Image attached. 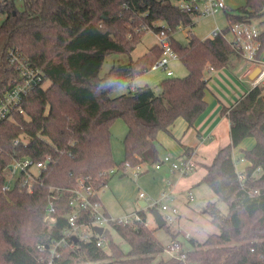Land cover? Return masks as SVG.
Instances as JSON below:
<instances>
[{"label":"trees","instance_id":"obj_1","mask_svg":"<svg viewBox=\"0 0 264 264\" xmlns=\"http://www.w3.org/2000/svg\"><path fill=\"white\" fill-rule=\"evenodd\" d=\"M0 0V99L18 82L8 53L18 51L42 69L47 88H38L24 101L25 114L0 123V264H49L52 245L69 229V202L80 182L91 181L101 191L108 184L104 173L126 163L131 166L160 163L157 137L184 119L194 127L206 111L208 72L234 70L240 56L225 38L201 39L188 32L186 44L175 37L172 47L188 73L169 77L156 94L149 86L113 98V93L143 74L161 57L142 64L131 61L100 71L107 56L130 55L142 41L141 28L156 33L163 25L173 33L193 26L189 13L163 0ZM231 23H256L261 29L260 53L264 58V0H245L236 11H227ZM142 36V37H141ZM230 121L231 142L206 166L201 184L207 185L228 205L225 215L211 202L204 213L218 228L204 243L188 239L190 264H264V92L248 91L232 107L222 111ZM121 119L127 127L123 140L125 158L113 156L111 128ZM252 138L255 145L242 150L248 163L241 183L234 150ZM19 140V144L15 142ZM186 157L192 149L184 148ZM47 161L46 171L32 189L23 176L10 191H3L6 173L14 161ZM259 170V171H258ZM54 200V222L46 223L49 201ZM156 210L148 212L151 216ZM143 221L133 226L112 224L102 236L80 239L73 249L60 248L59 264H185L176 258H160L165 247ZM91 221L82 213L78 225ZM162 228H167L166 224ZM115 230L131 246L128 253L114 241ZM177 235H173L174 241ZM101 239L110 254L97 246ZM38 247H42L39 250Z\"/></svg>","mask_w":264,"mask_h":264},{"label":"built area","instance_id":"obj_2","mask_svg":"<svg viewBox=\"0 0 264 264\" xmlns=\"http://www.w3.org/2000/svg\"><path fill=\"white\" fill-rule=\"evenodd\" d=\"M171 3L175 8L189 13L191 18H205L215 16L221 10H227L228 6L226 0H163ZM229 28L222 30L218 26L214 27L208 36L204 39H213L217 37L225 38L228 45L233 51H235L246 65L251 66V71L259 68V74L251 80V88L264 87V58L260 53L261 49V29L256 23L242 22L231 23L228 20ZM183 29L182 26L178 28V31ZM157 34V47L161 50V57L153 64L152 70H164L168 77H172L173 73L169 70L171 62L180 60L179 56L173 50L172 39L175 33L166 25L156 33ZM8 61L10 66L14 67L18 74V82L8 91V93L0 99V123L12 120L15 114H25L24 101L25 99L38 88H44L47 82V76L45 72L39 67L33 66L29 63L18 51L11 50L8 53ZM19 144V140L15 142ZM239 164L240 161H235ZM49 164L47 161L37 162L33 159H23L21 161H14L10 168L7 170L6 183L3 186V191H10L14 188L16 182L23 176V185H28L30 189L34 185L39 184V177L43 171H46ZM162 164H170L172 173H177L181 177H187L197 169V164L193 157H184L178 160H173L170 156H166L155 167L159 169ZM143 164L137 166H131L130 163H126L121 167H113L104 175L110 177L122 171L123 175L129 173L133 178L138 179L144 174ZM259 171V170H258ZM239 178L243 183L245 176L243 172L239 171ZM80 187L73 191L69 206L70 212L67 215L69 229L65 231L64 237L61 241L52 245L49 264H59L61 259L60 248L73 249L74 242L72 237L75 236L79 240L88 241L89 238L84 234L83 229L88 228L92 231V236H98L94 232L93 228L109 227L112 224L133 226L138 223H142V212L148 214V212L156 210L160 213L165 224H171L180 215V209L168 204L170 193L164 191L157 199H152L144 192H139V202L144 201L146 204L142 207L139 203L138 211H134L125 215L122 218L114 219L112 216L104 212L102 204L99 198L98 191L91 181L80 182ZM171 183H167V187H170ZM189 201L194 200V196L191 192L188 195ZM55 211L54 200L49 201V205L46 212L45 221L51 225L54 222L52 215ZM88 212L91 216V221L84 225H78L77 220L82 213ZM148 225V223L146 224ZM190 239L189 236H185ZM97 246L105 250L106 245L99 239ZM42 250V247H38ZM164 253L168 254L169 258H176L182 262L187 263L186 250L183 249L179 241H173L168 247L164 249Z\"/></svg>","mask_w":264,"mask_h":264},{"label":"rangeland","instance_id":"obj_3","mask_svg":"<svg viewBox=\"0 0 264 264\" xmlns=\"http://www.w3.org/2000/svg\"><path fill=\"white\" fill-rule=\"evenodd\" d=\"M228 6L227 10L219 11L215 16L205 18H195L193 26L180 29L174 34L175 39L180 44H186L188 41V32L204 39L208 36L210 31L218 26L220 29L225 30L229 28L227 20V11H236L238 8L245 5V0H226ZM16 6L19 11H23V0H17ZM4 20V16L0 14V25ZM148 31V32H146ZM144 34L142 41L137 45L135 50L130 55L125 54H112L106 57L105 62L100 71V77L105 76L113 67L127 65L131 61L139 65L147 59L155 57V53L151 52L152 48L157 46V34L148 28H141ZM142 37V36H141ZM251 68V66H248ZM169 70L173 72V78L185 77L188 73L181 60L171 62ZM238 71L237 75L239 76ZM167 78L166 71L164 70H149L143 74L136 75L127 85L118 88L112 95L113 98L126 95L132 92L131 88H141L149 86L156 94L160 93L159 84ZM237 79V78H236ZM248 81V77L245 78ZM50 82H46L44 88L49 86ZM263 88V87H262ZM127 132V127L121 119L116 120L111 128V142L113 147V156L117 163H121L125 158V151L123 140ZM255 144L254 139L249 138L243 142V148H251ZM237 154H240L237 151ZM240 167V165H239ZM142 174L138 179L133 178L129 173L123 175L122 171L117 174L111 175L108 180L107 186L100 192V196L107 210L111 212L114 219L124 217L128 210L138 211L139 209V192H144L147 196L156 194L160 189L159 181L155 180L154 165L147 164ZM207 186V185H206ZM163 187V185H162ZM161 187V188H162ZM208 187V186H207ZM209 188V187H208ZM210 195H206L204 191L194 192V200L191 202L188 199L189 193L186 195V205L180 210V215L171 224H166L167 228L159 227L153 216L148 214V226L154 231L158 241L166 248L173 241V235L176 236L184 250L192 248L190 241L185 237L189 236L191 239L199 243H204L207 238L212 234L219 232L218 228L212 223L211 217L204 213L206 202H213L221 210L223 214L228 213V205L224 203L219 197L209 188ZM159 195V194H158ZM155 199V198H153ZM131 212V213H132ZM109 227H105L107 229ZM84 234L89 238L92 237L91 229L84 228ZM114 241L121 247L124 253H128L131 249L130 244L123 239L115 230H111ZM105 251L111 253L109 248L106 247ZM170 256L163 253L160 258L165 259Z\"/></svg>","mask_w":264,"mask_h":264},{"label":"crops","instance_id":"obj_4","mask_svg":"<svg viewBox=\"0 0 264 264\" xmlns=\"http://www.w3.org/2000/svg\"><path fill=\"white\" fill-rule=\"evenodd\" d=\"M248 66L241 59L234 70L222 69L208 72L207 77L210 79L208 83L209 90L206 94L208 107L196 121L194 127H189L187 122L180 118L170 128L168 133L160 132L158 134L157 141L160 160L166 156H170L173 160L184 158L186 157L184 154V148L186 147L192 149L191 157L194 158L197 169L189 176L181 177L177 173H172L170 164H162L159 169L154 165L156 171L154 174L155 180L159 181L160 190L156 194H151L150 198L157 199L162 192L168 191L170 193L168 204L182 210L184 208L183 205H186L187 193L191 192L193 194L198 191L202 193L204 191L206 195H210L209 188L205 184H201L202 179L206 175L205 167L213 162L220 149L226 147L231 142L230 121L227 116L222 114V111L225 108L232 107L252 89L251 77L257 68L251 71V68ZM238 71L240 72L239 76L237 75ZM246 77H248V81L245 80ZM167 78L169 77L167 76ZM131 89L135 91L137 88ZM261 90L264 92V87H261ZM251 148H243L242 143L234 150V160L240 161L239 164H236L238 171L243 172L248 166V163L243 160L242 150H249ZM237 151L240 154H237ZM146 165L143 164V167H146ZM168 182L171 183L170 187H167ZM99 198L104 212L112 216L111 212L104 205L100 193ZM139 203L141 206L143 203L145 204L144 201ZM206 203L207 207L210 202ZM131 212V210H128L125 215Z\"/></svg>","mask_w":264,"mask_h":264},{"label":"water","instance_id":"obj_5","mask_svg":"<svg viewBox=\"0 0 264 264\" xmlns=\"http://www.w3.org/2000/svg\"><path fill=\"white\" fill-rule=\"evenodd\" d=\"M260 72V69L257 68L256 71L254 72V74L252 75L251 79L253 80ZM146 204V203H145ZM145 204H142V207L145 206ZM153 217L157 223V225L159 227H162L163 225H165V221L163 220L162 216L160 215L159 212H154L153 213ZM48 223V222H47ZM94 232L97 233L99 236H102L104 233V228H100V227H95L93 228ZM72 241L76 244L78 243L79 239L75 236L72 237Z\"/></svg>","mask_w":264,"mask_h":264}]
</instances>
